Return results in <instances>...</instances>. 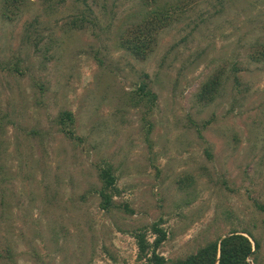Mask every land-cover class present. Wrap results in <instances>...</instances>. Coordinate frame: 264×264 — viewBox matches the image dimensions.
I'll return each instance as SVG.
<instances>
[{
  "label": "rangeland",
  "instance_id": "obj_1",
  "mask_svg": "<svg viewBox=\"0 0 264 264\" xmlns=\"http://www.w3.org/2000/svg\"><path fill=\"white\" fill-rule=\"evenodd\" d=\"M0 0V264H148L239 231L264 264V0ZM170 25L145 60L122 37ZM259 56V62L254 58ZM223 73L211 103L202 86ZM146 82L157 97L139 106ZM74 118L77 140L60 125ZM118 177L104 210L98 169Z\"/></svg>",
  "mask_w": 264,
  "mask_h": 264
},
{
  "label": "trees",
  "instance_id": "obj_2",
  "mask_svg": "<svg viewBox=\"0 0 264 264\" xmlns=\"http://www.w3.org/2000/svg\"><path fill=\"white\" fill-rule=\"evenodd\" d=\"M22 0H5L4 15L8 20L14 21L18 16L21 8ZM172 7H165L162 10L152 11L135 28L130 29L125 36L122 37L121 46L138 58L145 60L154 51L155 43L159 34L167 28L172 22ZM264 58V50L261 53ZM258 62L262 60L259 56L254 57ZM224 84L223 73L212 76L202 86L199 98L204 103H211L215 100ZM134 97L137 105L146 106L153 105L157 99L156 95L151 92L146 82L141 83ZM63 131L70 139L77 140L74 129V118L70 112L61 114L59 119ZM98 176L101 182V188L98 194L101 197V206L104 210H110L114 206V197L119 194L118 177L114 168L110 163L101 165L98 169ZM264 209V208H263ZM151 232L157 236L151 244L148 240V233L140 231L135 234V238L139 248V254L142 258L148 259V264H251L250 260L254 257L257 263L256 252L260 249V243L251 240V236H247L242 232H231L226 238H220L207 244L205 247L197 251L196 254L189 255L186 258L178 260H167L158 253L159 247L166 239L164 229L159 227V223L151 226Z\"/></svg>",
  "mask_w": 264,
  "mask_h": 264
},
{
  "label": "water",
  "instance_id": "obj_3",
  "mask_svg": "<svg viewBox=\"0 0 264 264\" xmlns=\"http://www.w3.org/2000/svg\"><path fill=\"white\" fill-rule=\"evenodd\" d=\"M224 238H226V237H224Z\"/></svg>",
  "mask_w": 264,
  "mask_h": 264
}]
</instances>
